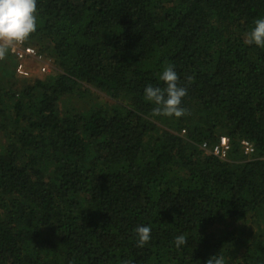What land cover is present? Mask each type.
Listing matches in <instances>:
<instances>
[{
	"label": "trees",
	"instance_id": "trees-1",
	"mask_svg": "<svg viewBox=\"0 0 264 264\" xmlns=\"http://www.w3.org/2000/svg\"><path fill=\"white\" fill-rule=\"evenodd\" d=\"M260 18L264 0H37L26 44L52 73L0 62V264H264ZM168 64L179 118L145 99ZM91 91L109 101L63 103Z\"/></svg>",
	"mask_w": 264,
	"mask_h": 264
},
{
	"label": "clouds",
	"instance_id": "clouds-1",
	"mask_svg": "<svg viewBox=\"0 0 264 264\" xmlns=\"http://www.w3.org/2000/svg\"><path fill=\"white\" fill-rule=\"evenodd\" d=\"M37 27V0H0V60H3L9 50H15L17 45L27 41ZM245 44H255L264 48V18L255 21V27L250 30L245 38ZM159 79L166 87L145 88V99L152 102L155 107L154 115H163L179 118L187 114V110L181 106L182 98L187 95V89L178 84L179 76L174 66H165ZM191 82V77L188 78ZM137 246L143 247L151 239V228L149 226H138L135 229ZM186 237L179 235L175 238L177 247L185 244ZM124 264H131L125 261ZM206 264H225L223 256L212 255Z\"/></svg>",
	"mask_w": 264,
	"mask_h": 264
},
{
	"label": "built area",
	"instance_id": "built-area-1",
	"mask_svg": "<svg viewBox=\"0 0 264 264\" xmlns=\"http://www.w3.org/2000/svg\"><path fill=\"white\" fill-rule=\"evenodd\" d=\"M9 53L15 61L14 72L19 78H28L36 72L39 76H44L52 71V66L44 56L39 54L37 50L31 45L26 44V41L15 47V50H9ZM1 62V60H0ZM35 65L32 69L31 66ZM242 150L245 154L250 151V144L247 141H241ZM205 150V147H203ZM229 150L228 138L221 136L218 142L206 150L208 153L218 157L225 158Z\"/></svg>",
	"mask_w": 264,
	"mask_h": 264
},
{
	"label": "rangeland",
	"instance_id": "rangeland-1",
	"mask_svg": "<svg viewBox=\"0 0 264 264\" xmlns=\"http://www.w3.org/2000/svg\"><path fill=\"white\" fill-rule=\"evenodd\" d=\"M31 68L34 69L35 65L31 66ZM52 71H53V69H52ZM52 71H50L49 74H51ZM32 75L33 76H39V74L36 72H33ZM46 75H48V74H46ZM46 75H44V76H46ZM82 100L93 101L92 103H101L103 101H106V102L109 101L108 98L105 97V95H103L102 93L91 91L89 94H86V97L75 95V96H72L71 98L65 99L63 101V103L65 106L71 105V108H73L75 106L85 107L87 105V103L82 105V103L85 102Z\"/></svg>",
	"mask_w": 264,
	"mask_h": 264
}]
</instances>
